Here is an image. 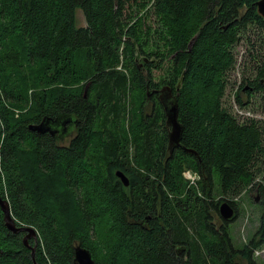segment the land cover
Masks as SVG:
<instances>
[{
  "label": "trees",
  "instance_id": "16d2710c",
  "mask_svg": "<svg viewBox=\"0 0 264 264\" xmlns=\"http://www.w3.org/2000/svg\"><path fill=\"white\" fill-rule=\"evenodd\" d=\"M259 1L0 0V194L17 225L37 231V264H76L78 245L96 264H257L264 201L241 250L229 232L238 204L226 200L236 217L221 228L212 214L225 200L215 202V179L223 197L264 175V121L239 122L222 103L239 34L264 30ZM134 3L145 12L126 15ZM166 58L169 77L155 84ZM262 81L264 65L238 103L264 93ZM148 84L173 93L181 147L171 149L167 101L148 99ZM59 117L72 123L55 136L29 130ZM25 235L7 229L0 207V264H34Z\"/></svg>",
  "mask_w": 264,
  "mask_h": 264
},
{
  "label": "rangeland",
  "instance_id": "374dc122",
  "mask_svg": "<svg viewBox=\"0 0 264 264\" xmlns=\"http://www.w3.org/2000/svg\"><path fill=\"white\" fill-rule=\"evenodd\" d=\"M131 11H134L133 16H140L145 12V8L134 3L132 8L128 7L126 9L125 14L129 15ZM77 21L80 27L87 25L85 15L81 10L77 11ZM147 23L155 27L158 26L157 18L154 14L147 17ZM239 39L240 42L232 49L236 63L233 69L226 75L227 87L222 99L223 107L236 117L239 122L251 119L264 121V93L254 94L250 98V103L245 106L240 105L237 101L241 86L249 79H256L258 77V69L264 65V30L256 26H249L245 32L239 34ZM143 58L146 57L140 55L139 59L143 60ZM159 60L156 57L150 59V61H157L158 63ZM161 66V68H152L151 78L155 84H159L163 79L169 77L168 69L172 66V62L169 58H166L163 60ZM160 85L157 89L162 90L166 88L163 84ZM247 91L248 89L245 93ZM154 100L157 104L159 102V95L154 97ZM150 109L151 107L146 108L147 114L150 113ZM15 112L17 115L20 114V110H16ZM170 131L171 129L169 128ZM262 167L264 169V165ZM263 176L258 175L251 185L245 187L240 194L223 197L220 193L219 182L215 179V202L217 203L225 199L221 202V205L226 200H232L238 204L240 210L238 212L240 214L236 220L230 222L229 232L234 246L239 250L243 249L251 241L260 227L263 209L258 205L264 201V195L259 192L256 185L259 183L264 185ZM186 181L190 183L187 179ZM212 215L214 216V225L217 228L225 225L224 220L220 216H217L214 212ZM254 259L257 264H264V246L255 252Z\"/></svg>",
  "mask_w": 264,
  "mask_h": 264
},
{
  "label": "water",
  "instance_id": "95a60500",
  "mask_svg": "<svg viewBox=\"0 0 264 264\" xmlns=\"http://www.w3.org/2000/svg\"><path fill=\"white\" fill-rule=\"evenodd\" d=\"M257 9H258L259 14L262 17H264V0H261L257 3ZM195 40H196V37L193 38L192 41L190 42V45H189L190 47L193 46ZM146 62H147V59H146ZM147 87H148L147 98L151 99L158 91L151 89L149 84ZM167 93L170 94L171 90L168 88L161 90V94L165 95ZM165 101H167V104H165V112L167 115L166 123H167V126L171 129L169 133V144H170L171 149L179 148L181 147V140L183 136V127L181 123L179 122V107L174 97L166 98ZM71 123H72L71 119H67L64 117H59L57 120L46 118L39 125L29 126V130L32 132H37L38 134L50 133L51 135L55 136L56 134L60 133V129L66 130L67 124H71ZM186 151L189 153L195 154L193 150L186 149ZM0 175H1V168H0ZM117 176L119 177L121 182L126 187L129 186L130 181L124 173L119 171L117 173ZM0 207L4 214V221H5L7 229L11 233L16 234V235L26 233L23 239L24 244L27 248L31 249L32 259L34 261V264H37L36 256H35L36 249H37V240H38L37 231L33 227H30V226L17 225L15 219L12 216L10 203L7 200L3 199L1 194H0ZM219 211H220L221 218L224 221H231L236 217V212L234 208L231 207L230 204H228L227 202H224L220 206ZM32 239L36 241V245L33 247L30 245V241ZM184 251L185 250L182 248L179 249V253L184 252ZM1 252L2 251L0 250V254ZM75 263L76 264H96V262L94 261L92 257L91 252L88 249L80 245L75 247Z\"/></svg>",
  "mask_w": 264,
  "mask_h": 264
},
{
  "label": "flooded vegetation",
  "instance_id": "af4514ba",
  "mask_svg": "<svg viewBox=\"0 0 264 264\" xmlns=\"http://www.w3.org/2000/svg\"><path fill=\"white\" fill-rule=\"evenodd\" d=\"M261 84L263 85L264 84V81H262L261 82ZM251 90V89H253L252 87L250 88L249 87V85H247L246 87H245V89H243L242 90V93L244 92L245 93V91L246 90ZM158 92H156V94L153 96V97H156L157 95H159V100H161V99H166V98H172L173 97V93L171 92L170 94L169 93H167V94H165V95H163V94H161V90H157ZM253 93H255V92H253ZM256 94V93H255ZM254 95V94H253Z\"/></svg>",
  "mask_w": 264,
  "mask_h": 264
},
{
  "label": "built area",
  "instance_id": "2783aa9c",
  "mask_svg": "<svg viewBox=\"0 0 264 264\" xmlns=\"http://www.w3.org/2000/svg\"><path fill=\"white\" fill-rule=\"evenodd\" d=\"M184 177L191 183V185H196L199 176L196 173L187 171L184 173Z\"/></svg>",
  "mask_w": 264,
  "mask_h": 264
},
{
  "label": "bare ground",
  "instance_id": "6f19581e",
  "mask_svg": "<svg viewBox=\"0 0 264 264\" xmlns=\"http://www.w3.org/2000/svg\"><path fill=\"white\" fill-rule=\"evenodd\" d=\"M196 41V40H195Z\"/></svg>",
  "mask_w": 264,
  "mask_h": 264
}]
</instances>
